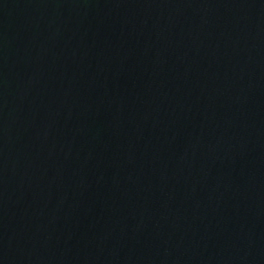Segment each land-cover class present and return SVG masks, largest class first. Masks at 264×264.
<instances>
[{"label": "water", "instance_id": "obj_1", "mask_svg": "<svg viewBox=\"0 0 264 264\" xmlns=\"http://www.w3.org/2000/svg\"><path fill=\"white\" fill-rule=\"evenodd\" d=\"M0 264H264V0H0Z\"/></svg>", "mask_w": 264, "mask_h": 264}]
</instances>
